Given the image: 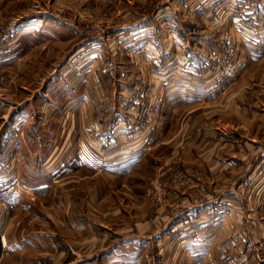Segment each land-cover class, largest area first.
Here are the masks:
<instances>
[{
	"label": "rangeland",
	"instance_id": "obj_1",
	"mask_svg": "<svg viewBox=\"0 0 264 264\" xmlns=\"http://www.w3.org/2000/svg\"><path fill=\"white\" fill-rule=\"evenodd\" d=\"M171 3L180 2L0 0V162H3L0 166L9 171L14 167L10 153L5 156L1 153L5 147L25 149L28 145L35 152L44 143L46 158L50 148L51 157L56 147L68 150L69 145H80L83 149L81 168L69 169L63 174L67 178L56 184V195L51 200L55 204L51 210L52 224L62 223L58 208L61 213L66 208L67 224L68 216L73 214L81 226L79 234H75L62 225L61 237L70 239L65 240L67 243L76 241V250L81 255L65 264L84 261L93 264L94 255L104 250L109 241L122 236L150 235L169 227L172 219L177 218L173 216L187 209V201L171 196L170 189H179L185 194L188 187L195 186L190 181L186 183L193 176L207 178L195 184L218 192L220 188L228 186L229 190L233 186L229 182L215 184L213 180L219 175H264L262 168L250 164L257 161L260 153L254 145L264 144V119H258L264 111L263 61L256 66L249 65L246 72L242 70L245 78L234 89L242 98L240 107L247 109L244 120L236 119L229 113L233 106H227L228 117L224 121L223 115L218 114L220 106H212V102L199 106L197 102L191 103L192 99H183L178 106L174 102L166 108L171 97L167 92L174 88L167 85L161 88L146 72L147 65L154 64V55L145 57L133 52L141 37L137 34L140 24L134 23L140 18H153L154 14L169 16L173 9L178 13L179 8H172ZM194 13L187 11L188 15L195 16ZM225 48L220 57L213 58L210 72L213 83H221L229 70L242 66L243 57L235 46L228 42ZM230 48L233 51H226ZM183 84L188 91L186 82ZM254 98L259 100L252 105ZM14 113L19 114L17 120L13 118ZM161 116L166 127L154 133L153 123ZM225 124L232 133L219 136L217 130ZM203 129L216 133L206 134ZM234 141L241 146L239 150H228L226 154L219 151L221 144ZM107 148L116 156L104 162L91 161L90 149L102 158ZM132 151L140 153L133 157L142 158V162L123 166L125 156ZM69 156L67 153V161ZM221 156L242 158L243 165L233 172L224 170L222 161L213 162ZM22 158L31 161L27 156ZM112 159L124 160L112 166ZM74 170L77 182L72 181ZM250 181L239 185L245 199L253 198L254 187L263 186L252 185ZM192 192L193 199L199 200L202 191L189 190L190 195ZM216 206L220 213L229 210L225 201ZM8 208L9 205L3 207L2 219ZM181 216L180 223L186 225L189 218L185 214ZM0 236L4 240L0 264L18 263L17 256L9 253L1 231ZM242 237H245L243 233ZM164 239L167 242L158 247L152 238L148 248L150 259L142 264L177 263L179 259L167 258L174 247L172 237L168 235ZM54 256L50 255L48 262L42 264H54Z\"/></svg>",
	"mask_w": 264,
	"mask_h": 264
},
{
	"label": "crops",
	"instance_id": "obj_2",
	"mask_svg": "<svg viewBox=\"0 0 264 264\" xmlns=\"http://www.w3.org/2000/svg\"><path fill=\"white\" fill-rule=\"evenodd\" d=\"M175 1L180 3H171V7L179 8L178 13L176 9H173L174 12L171 10L172 13L169 16L164 17L159 13L154 14L153 18H140L134 23L135 26L140 24L137 34L141 37L139 45H136L133 52L145 57L154 55V64L147 63L149 71L146 69V72L150 73V77L161 88L166 85L174 88L167 92L171 94V97L165 105L166 108L174 102L178 106L182 103L181 100L192 99L191 103L197 102L195 104L199 106L203 103L211 104V102L214 103L212 106L218 104L220 106L218 114L223 115L224 121L228 117L227 106H233L232 112L229 113L236 119H242L247 109L240 107L239 104L243 101L234 89L245 78L242 70L246 72L245 69L249 65L256 66L261 61H263L262 64L264 63V0ZM187 11L195 12V16L188 15ZM25 22L28 23V19ZM228 42L232 43L236 52L243 57L242 66L229 70L226 73L227 78L221 83H213L210 75L213 58L224 53L222 50L226 49L225 45ZM261 79L264 81V77ZM185 82L193 93L184 89L185 84L183 83ZM231 85L234 87L228 89ZM185 91L187 93H184ZM258 100L254 98L251 101L252 105L257 104ZM215 111L212 110V112ZM251 111L249 107V114L253 112ZM249 114L246 115L249 116ZM162 116L153 123L154 133L161 132L166 127ZM18 117L19 114L14 113L13 118L17 120ZM258 119H264V111ZM226 126L225 124L223 128L217 130L219 136L225 137L232 133L227 131ZM121 131L128 133V130L122 129ZM203 132L216 133V131L207 129H203ZM234 134L237 135V133ZM129 138H131L130 135ZM69 146L68 150H66L67 147L63 149V146L58 149L56 147L52 157L51 148L48 149L50 156L46 158L44 143L35 152L28 145L25 149L14 146L5 147V150L2 145V155L10 153L11 165L14 167L9 171L0 166V184L9 178L16 177L22 185V189L6 198L9 208L0 223V231L9 253L17 256L18 263L16 264L47 263L50 255H55L54 264H65L69 259L80 255L76 250V241L67 243L65 240L70 241V239L63 240L60 235L62 225L68 226L71 232L79 234L81 226L78 225L74 215L68 216L69 224H67L66 208L62 213L61 208H58L62 223L52 224L50 221L51 210L55 207L51 200L56 195L57 185L61 180H66V171L81 168L83 162L82 146ZM240 147L236 141L229 144L224 142L219 146V151L226 154L228 150L236 152ZM254 147L260 153L256 157L257 161L250 164L254 168H262L264 173V144H256ZM22 152L25 154L22 155ZM62 152L65 155L61 161ZM89 152L88 156L91 161L97 163L116 156L109 148L105 150L102 158L93 153L92 149ZM30 153H34L33 156ZM67 153L70 154L69 161L66 160ZM139 154L133 151L129 153L125 156L126 161L123 166H133L135 161H138L137 164L142 162L140 157L135 159ZM22 156H27L31 161H25ZM113 160L116 159L110 162L112 166H115L124 159L115 162ZM221 161L224 170L230 169L229 171L233 172L243 165L244 159L221 156L217 161L213 160L218 164ZM75 170L71 177L72 181L77 182ZM199 180H207V178L198 179L193 176L190 180L188 179L187 185L190 181L192 187L195 186L193 189L188 187L185 194L179 192V189H170L171 196L182 197L184 201H187V209L173 216L177 217L172 219L174 225L171 223L169 227L167 225L150 235L122 236L115 241H109L104 250L94 255L96 257L92 263L142 264L150 259L148 248L152 238L156 240L159 247L161 244L164 246L168 240L164 238L170 235L171 241L174 242L173 248L182 250L180 253L172 248L167 257L171 260L179 259L176 264H264V175L259 177H239L233 174L221 177L219 175L213 180L215 184L219 182L225 185L229 182L233 186L229 190L228 186L220 188L221 191L218 192L213 190L211 192L210 188L197 185L201 184ZM247 180H251L252 185L256 183L263 186L260 189L254 187L253 198L245 199L241 195L242 189L239 185ZM175 184L179 185L176 181ZM189 190L202 191L199 200L193 199V192L190 195ZM63 200L66 201L65 197ZM221 201L228 204V211L219 212L216 204ZM216 210L220 214H217ZM179 214H185L189 218L186 220V225L183 222L180 223L182 216ZM79 264H88V262L84 261Z\"/></svg>",
	"mask_w": 264,
	"mask_h": 264
},
{
	"label": "built area",
	"instance_id": "obj_3",
	"mask_svg": "<svg viewBox=\"0 0 264 264\" xmlns=\"http://www.w3.org/2000/svg\"><path fill=\"white\" fill-rule=\"evenodd\" d=\"M231 50L232 49L230 48L229 50L227 49L226 51H231ZM221 55L222 53H220V55H218L217 57H220ZM224 65H226V63H224ZM213 68L216 70L220 69L219 66H213ZM20 189H22V186L16 177L9 178L8 180L0 184V221L3 216V207L8 206V203L6 202V198L11 194L16 193ZM3 246H4V240L0 236V247L3 248Z\"/></svg>",
	"mask_w": 264,
	"mask_h": 264
}]
</instances>
